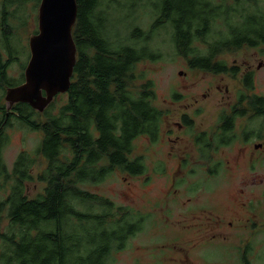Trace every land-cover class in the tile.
<instances>
[{
  "label": "trees",
  "instance_id": "trees-1",
  "mask_svg": "<svg viewBox=\"0 0 264 264\" xmlns=\"http://www.w3.org/2000/svg\"><path fill=\"white\" fill-rule=\"evenodd\" d=\"M24 1L4 0L6 11L13 4L20 7L19 25L25 24ZM105 1L101 6L102 0H76L72 29L76 61L65 102L51 112L52 100L40 114L27 103L14 106L15 117L22 124L41 131L36 153L46 164L36 176L43 184L42 191L31 199L23 182L34 179L33 158L20 152L8 172L0 157V175H5V180L8 174L14 176L0 200V212L9 221L6 230L0 231V264H106L111 250L124 247L139 229L133 221L140 223V214L115 206L79 184L99 182L115 168L132 176L146 172L142 157L131 156L133 141L139 135L154 141L162 112L152 103L155 95L150 81L135 90L129 83L135 62L158 57L145 45L150 32L169 23L177 54L187 58L189 67L213 73L235 75L240 71L217 59L224 51L264 48V6L257 0H128L127 6L113 8V0ZM141 4L150 6L155 15L148 33L141 37L140 29L131 26L125 37H119L113 30L117 19L111 9L133 10ZM17 27L7 20L0 23L4 35L0 36V80L7 86L14 84L5 77V62L23 51L11 32ZM127 31L125 25L124 33ZM209 34H213L212 40L207 39ZM240 78L243 87L251 90L253 72L242 73ZM247 99L252 123L264 126V95L250 94ZM228 124L222 129L229 134ZM223 137L219 144L233 139L232 134Z\"/></svg>",
  "mask_w": 264,
  "mask_h": 264
},
{
  "label": "rangeland",
  "instance_id": "rangeland-1",
  "mask_svg": "<svg viewBox=\"0 0 264 264\" xmlns=\"http://www.w3.org/2000/svg\"><path fill=\"white\" fill-rule=\"evenodd\" d=\"M126 1L128 0H113L112 8L116 5L125 7L127 6ZM257 1L259 5L264 6V0ZM39 2L40 0H25L21 4L24 6V17L22 16V18L25 20V24L19 25L21 16L18 12L20 8L18 4L8 6L6 11L4 0H0V23L7 20L10 25L18 26L17 30L11 29V32L14 33L13 38L18 40V44L23 46L21 53L5 62V77L14 84L12 86L23 82V70L29 58L27 42L29 35L37 32ZM105 4L106 1L102 0L101 6ZM140 6L142 8L135 5L133 10L123 9L124 7L111 9L112 15L117 19L113 30H116L119 37H122L123 34L125 37L131 26H137L140 29L141 37L146 36L145 33H148L155 15L149 5V7L147 4ZM133 16L135 17L134 24L131 25ZM125 25L128 31L124 33ZM1 31L3 32L2 28ZM2 32L0 36L4 37ZM172 39V27L166 22L163 26L150 32L146 37L145 45L150 52L158 57L156 60L147 58L138 60L130 73L132 77L129 85L133 90L140 89L141 84L150 81L155 95L152 103L162 112L157 138L151 141L145 135H139L133 141L131 156L142 157L146 165L145 174L132 176L115 168L99 182L79 184L80 188L104 196L115 206H124L131 213L140 214L143 217L140 223L133 221L139 229L127 238L124 247L111 250L106 264H181L180 259H182V252L185 249V240L184 236L177 231L183 228L185 222H189V218L193 215L206 212L200 205L207 201L206 197L209 201L215 200L220 204L226 201L225 197L232 194L251 195L255 197V201L264 200V148L256 150L252 147L253 143L264 144V132L262 133L260 130L261 123H252V131L256 135L251 138L248 145L243 143L244 138L239 135L235 136L228 146L220 148L223 167L213 174L210 170L205 169L203 160L198 158L196 143L192 137L193 133L199 132L201 129L217 130L216 116L223 108L219 107L226 104V101L233 104L241 97H243L241 100H248L247 97L250 94L264 95L263 46L244 47L219 54L217 59L224 60L227 66L238 67L240 71L234 75L231 72L213 73L189 67L187 58L177 54ZM207 39L212 40L213 34H209ZM142 43L140 41L137 46L140 47ZM2 52L1 58L3 57L5 60L6 53L2 54ZM259 63L262 65L258 67ZM243 65H249L254 76V84L249 91L240 82L241 71H244ZM8 87L11 86H7L0 80V106H3V109H0V123L2 119L5 121L0 124L2 133V136L0 135L2 139L0 141V157L8 172L12 171L16 157L20 152H26L33 158L31 174L34 179L23 182L27 197L32 199L42 191L43 187L42 182L36 178L46 164V160L36 153L42 135L40 130L28 128L15 117L14 106L20 102L8 106L5 100ZM65 100L66 93L56 95L53 98L51 112H56ZM183 112L193 118L192 126H190V128L193 127V130L190 129L188 133L178 129L175 124L180 121L179 117ZM36 118L44 120L42 117L36 116ZM239 125L238 122V127L235 130L237 134H239ZM231 132H229L230 135ZM229 134L224 132L226 137ZM176 136H181L183 139L189 138L190 153L195 157V163L189 162L188 153L187 159H184V156L180 157L185 152L175 146L179 145V142L175 140ZM208 139L212 142V146L217 142L216 134L213 139ZM208 139L207 141H209ZM241 147L243 150L239 151ZM250 149L253 158L252 165H254V171L251 172L248 171L246 162ZM177 158L184 160L181 168L176 167ZM172 180L174 185L171 184ZM241 181H245V183L240 186L238 183ZM13 182L12 174L6 175V180L5 175H0V187L4 184V188L0 189V200L8 193ZM196 185L202 187L198 189L194 187ZM242 189L243 192H239ZM196 196L200 198H196ZM187 197H191V200L187 201ZM193 205L200 206L201 209H192L193 213H190L188 208ZM214 212L219 213L220 210H214ZM131 220L136 219L132 218ZM8 223L6 214L0 212V231H5Z\"/></svg>",
  "mask_w": 264,
  "mask_h": 264
},
{
  "label": "flooded vegetation",
  "instance_id": "flooded-vegetation-1",
  "mask_svg": "<svg viewBox=\"0 0 264 264\" xmlns=\"http://www.w3.org/2000/svg\"><path fill=\"white\" fill-rule=\"evenodd\" d=\"M261 65L259 63L258 67ZM242 69L244 70L241 71L242 73L252 72L249 65H243ZM225 103L219 107L223 108L220 109L216 116V131L201 129L199 132H192L198 158L200 157L203 160L205 169L210 170L211 174L218 172L223 167V164L221 165L220 148L228 146L231 141L228 144L218 143L225 138L223 137L225 132L222 129L223 124L229 123V131L233 132H231L233 139L235 136L241 135L244 138L243 143L246 145L256 135L252 131L253 115L251 116V111L247 110L249 107L248 100L237 99L236 103L229 104L228 101ZM240 110L242 115H239ZM179 118L180 121L175 122L178 129L187 133L190 129L193 130V127L190 128L193 118L189 117L185 112ZM189 120H191V123H189ZM238 122L240 124L239 134L235 133ZM263 127V124H261L260 130ZM263 132L264 129L262 130ZM214 134H216L217 142L212 146V142L208 138L213 139ZM175 140L179 142V145L175 146L185 152L180 157L184 156V159H187L186 155L188 153L189 162L195 163V157L190 153L191 142L189 138L183 139L181 136H176ZM252 147L256 150H261L264 148V144L261 142L253 143ZM242 150L243 147L239 148V151ZM177 160L176 167L181 168L184 160L179 158ZM252 160L250 149V154L246 161L250 172L254 171ZM172 183L173 180L171 181ZM244 183L245 181H241L238 184L241 186ZM194 187L199 189L202 186L196 185ZM239 192L242 193L243 189L239 190ZM187 198V201L191 200V197ZM196 198L200 197L196 196ZM225 198L226 201L220 204L215 200L209 201L206 197L207 201L200 204L206 212L200 215H193L189 218V222H185L184 227L180 229L181 231L178 229L177 233L182 234L185 240V249L182 252V259H180L181 264H264V200L255 201V197L242 194L239 196L232 194ZM194 204L196 205V203ZM195 205L188 208L190 213H193L192 209H201L200 206L195 207ZM204 205L207 208L203 207ZM214 210H220V212L217 213ZM178 251L181 253L180 250Z\"/></svg>",
  "mask_w": 264,
  "mask_h": 264
},
{
  "label": "water",
  "instance_id": "water-1",
  "mask_svg": "<svg viewBox=\"0 0 264 264\" xmlns=\"http://www.w3.org/2000/svg\"><path fill=\"white\" fill-rule=\"evenodd\" d=\"M37 32L29 35V58L23 82L8 87L5 100L27 103L43 112L53 98L70 87L76 61L72 29L77 14L76 0H40ZM9 108V107H8Z\"/></svg>",
  "mask_w": 264,
  "mask_h": 264
}]
</instances>
